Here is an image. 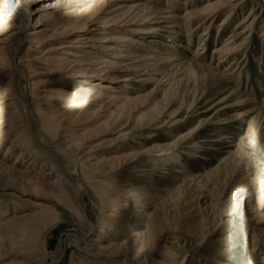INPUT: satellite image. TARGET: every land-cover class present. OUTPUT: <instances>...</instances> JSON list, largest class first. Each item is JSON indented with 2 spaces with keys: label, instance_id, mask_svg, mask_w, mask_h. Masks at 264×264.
<instances>
[{
  "label": "rangeland",
  "instance_id": "rangeland-1",
  "mask_svg": "<svg viewBox=\"0 0 264 264\" xmlns=\"http://www.w3.org/2000/svg\"><path fill=\"white\" fill-rule=\"evenodd\" d=\"M41 1L37 6L46 9L43 14L46 15L51 12L53 16L43 19L42 27L38 29L40 31H52L60 22L65 25L66 20L69 17L73 18L76 14L74 13L75 9L64 10L65 8L61 5L57 6L60 0ZM102 1L93 0L89 8L82 7L79 8V11L84 10L87 14L91 12L94 14L98 11L97 17L101 18V21L115 16L113 13H115L117 7L123 8L122 12H126L125 16H133L138 11L131 9L136 1H114L100 6ZM169 1L170 3H168ZM215 1L196 0L201 7ZM155 2L157 3L156 7L162 10H169L171 13L179 12L180 15L183 13L182 4L185 0H155ZM243 2H245L244 9L242 8L241 11L236 12L234 19L225 30L219 31V26L228 11H224L219 15L212 24L208 23L206 27L193 31L190 43L188 42V37H190L187 36L188 32H179L180 30H176L177 37L168 34L170 30L168 32L151 30L149 35H143L140 31L148 27L145 24L142 25L141 21V23L138 22L137 26L131 23L122 26L124 23H121L122 25L118 27L124 30L123 34L130 41L132 39L131 42L136 41L135 44L134 42L133 44H127L128 50L133 51L136 57H147L152 56V54L160 57L159 54L162 53L163 55L160 57L162 60H167L170 56L174 59L185 58L187 61L194 58L199 43L201 44L204 40L203 43H205L206 48L202 63L204 65L211 63L213 66H218L217 57H212L214 49L219 47L222 41L231 34L235 25L247 15L249 16L254 9L255 15L261 20L252 32H247L243 36L248 37L244 50L237 54L235 58H231L232 60L227 65H224L226 68H230L227 72L232 74L230 81L210 78L206 72L208 69L189 64L181 63V65V60L160 65L159 71H150L146 75L145 72L144 75L143 72L134 75V72L123 70L111 73L107 72L110 69L106 68V73L104 71L101 74L99 72L97 74L96 72H88L89 75L82 76L76 73L77 71L70 70V67H63L56 74L55 69L58 65H52L46 61L49 54H51L50 51L64 41L63 39L71 40L81 33H74L64 38L44 42L40 48H36V46L29 43L14 58L18 62L23 57L22 59H26L31 64L34 78L29 83H37L35 85L36 94L41 95L47 88L61 87L62 84V88L83 87L90 91L85 95L86 102L89 101V105L83 112L87 113L76 119L70 130L66 131L63 125L72 120L73 113L60 117L56 126L50 129L52 136L58 134L67 136L66 142L61 143L62 147L75 145L79 140L76 146L80 147V156H83L82 161L90 158V162L97 163L99 167L105 168V172L113 167L115 172L110 175L115 176V179L122 180L126 173L122 170L125 167L121 166V160L124 156H130L136 151L139 152L143 148L154 144H168L166 151H157L153 153V158L150 157V159L142 162L138 160L129 165L130 167L127 166V170H131L130 168L133 165H136L139 169H150L153 163L156 162L154 161L157 160L156 157L162 155L161 157L167 158V160L157 161V163L166 165L170 170L180 169L179 171H184L183 174L168 172L165 175L156 174L153 176L152 179L157 187L156 194L160 196V199L157 202L142 198L143 208L141 211L143 214L140 215L120 211L121 218L127 221L126 227L122 222L106 218L103 219L101 227L92 229L96 220L93 219L94 215L89 211L92 207L88 203L89 201L84 200V204L88 209L86 216H84L78 205H76L71 192L65 189L64 194L57 201L61 203V208L73 215L75 223H79L84 227L83 234L86 236L82 235L80 238L74 237V235L67 236V232L71 228L66 221L55 225L48 234L47 251L45 253L51 255L63 240L65 252L58 264H73L71 263L73 257H76V262H82V264H173L174 261L181 260L184 256L190 258L188 264H193V261L196 264H205L203 257L210 255V253L218 255L216 254L218 251H221L222 259L229 262V264H262L264 259V37H261V33L264 30V0H243ZM4 9L0 6V11ZM132 10L134 11L132 12ZM11 15H8L9 18L5 19L4 23H0V53L2 49L7 48L5 50V52L7 51L5 54L7 62L10 58L8 49L14 45L11 38L14 30L11 29L21 26L18 18L12 19ZM95 22L87 25L88 30L85 29L87 35L91 36L92 33L89 32L93 30L98 33L104 32L101 24ZM32 25L33 22L30 23L31 27H29L27 34L34 31ZM149 25L155 27V29L158 27L152 22ZM208 26H210L207 31L209 35L201 40L200 35ZM163 27L164 24H161V29ZM109 30L111 29H107L108 32ZM107 31L104 32L106 37L109 36ZM100 35L97 34L94 38L103 40L105 35ZM153 36L157 38L153 39L157 40L158 43L152 42L151 45L148 41L152 40L151 37ZM238 41L237 44H240L242 39ZM109 44L111 43L96 45L100 47ZM28 47L29 51L27 50ZM117 48L119 49V47ZM70 49L66 48V50ZM86 50L91 53L97 52L90 48ZM103 51H99V56L110 61L121 60L113 52L105 49ZM109 55H114L115 58H110ZM88 56L91 55L88 54ZM234 60L237 64L230 65ZM125 64H130V62L128 61ZM8 71L7 67L3 72L0 71V78L5 79L4 84L0 85V94L1 96H7L9 93H13L18 100L17 91L12 90L11 84H9L10 78L6 76ZM128 76L139 82L129 83L128 89H124L122 87L125 86L123 80ZM237 83L240 84L238 87L240 91H238L241 94L230 95L232 87L238 89ZM122 89L124 92L130 93L132 98L137 97V100L129 106L127 113L119 118H111L110 115L113 110H106L110 109L108 107L103 110L100 107L108 102L107 98L113 96L114 91L123 92ZM226 96L229 97L225 99ZM242 96H246L251 101L253 100L255 107L258 106L263 114L257 117L254 112L239 119L240 112L249 111L254 107L247 103L242 104L240 102L244 99V97L242 99ZM97 97L101 99L94 102ZM61 102L49 100L46 101L45 105L59 103L64 107L66 103ZM38 103L44 104L43 101ZM71 105H74V102H71ZM70 110H72V107ZM157 112L163 113L162 120L166 121L170 117L178 115L181 122L175 129L162 128L155 131L158 134L156 141L142 147L140 146L142 141L140 139L149 130L135 132L134 129L138 123L149 121ZM200 122L204 128L198 133L197 138L189 141L192 145L195 142H204L202 148L197 151L194 150L197 152L198 157L189 156L192 149L183 151L179 148L180 143L175 146V149L171 147L170 144L179 135L186 133ZM45 126L46 128L50 127L48 124ZM15 134V132H11L4 140L0 147V159H5L7 148L15 139ZM37 139L41 140L43 145L49 144L44 135H39ZM19 150L10 156H6V162L17 170L25 171L28 167V159L21 165L16 164ZM63 154L60 153L65 169L71 172L75 171L77 163L75 157H68ZM39 169V171H33V175L31 173L27 175L34 176L35 174V176H38V173L41 172L49 179L51 178V182L57 179V175L52 174L49 166L43 168L40 165ZM87 171L84 168V172ZM102 176H100L101 178L95 177L93 179L94 184L100 183L101 180L104 182L106 179ZM192 176L197 179L196 185L199 189L191 191L188 196V189L185 188L184 184L186 185L185 179L188 181ZM147 182V179L139 177L129 180L131 186L139 190L144 189L145 186L148 188ZM183 189L187 191H184V196L178 201L175 194ZM190 196L192 197L183 204L184 199ZM199 196L202 198H198ZM41 203H43L41 200L33 199L30 196H22L12 190H0V214L2 213L0 222H6L15 214L24 216L39 213L38 204ZM123 204L121 202L118 206L123 207ZM6 209L7 212L3 215ZM56 212H60V210H56ZM1 228L6 229L5 226H1ZM41 228H43L42 225L38 226L30 235H22L21 237L16 235L18 246H13L15 250L8 244H0V264H20L22 259L16 255L17 251L29 250L28 253L36 254V257L39 258L38 254L42 253L39 251L40 236L42 237L41 234H43ZM84 238H86L85 242ZM94 238L100 239L92 242ZM252 249H255V253L250 255L249 252ZM112 252L121 255L117 257L107 255Z\"/></svg>",
  "mask_w": 264,
  "mask_h": 264
},
{
  "label": "bare ground",
  "instance_id": "bare-ground-1",
  "mask_svg": "<svg viewBox=\"0 0 264 264\" xmlns=\"http://www.w3.org/2000/svg\"><path fill=\"white\" fill-rule=\"evenodd\" d=\"M92 1L93 0L58 1L57 6L61 5V7L65 8L64 10L75 9L74 13L76 14L73 18L69 17L66 20L67 23L65 25H63V23L61 24L60 22L57 23L54 30H47L46 32H43L38 30L40 27H42L43 19H47V17H51L53 15L51 12L47 13L46 15L43 14L46 9L44 10L43 7L37 6L38 3L42 2L41 0H0V6L5 8L4 10L0 11V23H4L3 21L9 18V14H12V19L18 18L21 23L20 27H13V29H11L14 30L11 34L14 45L10 46V48L8 49V55L10 56L9 61L7 62V59L5 58V54L7 52H5V50H7V48L2 49L0 53V71L3 72L5 67H7V69L9 70L6 76L10 78L9 84H11L12 90L15 89L17 91L19 100L18 101L17 98H15L13 93H9L7 96H1L0 94V147L2 146L4 140L9 136V134H11V132L16 133L15 139L12 140L7 148V155L5 154V159H0V190H12L22 196H30L33 199L41 200L43 202L41 204H38L39 213H34L31 215L27 214L24 216L15 214L12 218L7 219L6 222H0V244H8V246H10L14 250L15 247L13 246H18V240L16 239L17 236L21 237L22 235H30L38 226H43V228H41V233L43 234L40 233L42 237L40 236L39 242V251L42 252L38 254L40 257L37 258L36 254L28 253L29 250H24L22 252L17 251L16 255L22 259V262L20 264H58L65 252L63 240L59 243L57 249L51 255L45 252L47 251V237L50 230H52L55 225H58L63 221H66L71 228L67 232V236L70 237L74 235V237L80 238L82 235H84V227L79 223H75L73 215L69 211L61 208V203L57 201L60 200V197L62 196V194H64L65 189H68L71 192L76 205H78L81 213L84 216H86V213L88 212V209L84 204V200L89 201L88 203L92 206L89 211H91V213L94 215L93 219L95 218L94 220H96L94 221L92 229L101 227L104 221L103 219L106 218L114 219L116 220V222H122L126 227L127 221L121 218V214L119 215L120 211H126V213L129 212L133 215H140L143 214L141 211L143 208V203L141 202L142 198L154 200L157 202L160 199V196L156 194L157 187L155 185L156 183H154L152 179L153 176H155L156 174L165 175L168 174V172L176 174H183L184 172L183 170L179 171L180 169L170 170L166 167V165L157 163V161L163 162L167 160V158L161 157L162 155H158L159 157H156L157 160H154L156 162L153 163V166L150 169H139L138 167H136V165H133V167L130 168L131 170H127V166L132 165L138 160H140L139 162H142L144 160L150 159V157L153 158V153L157 151H166L169 146L168 144H154L143 149L140 148L142 149L141 151H136L130 156L125 157L123 155V159L121 158V166L123 165L125 167L122 170L126 173L124 174V176L122 175V180L115 179V176L113 177L110 175L115 172V169L113 167H111L108 172H105V168L99 167L97 163L93 164L92 162H90V158L82 161L83 156H80V147L78 148V145L76 146L79 140L75 145L72 144L68 147H62L61 143L66 142L67 136H60V134H58L57 136H52L50 129L56 126L57 120L60 117L68 116V114L73 113V116L71 117L72 120L69 123L63 125V128L66 131L70 130V127L73 126L75 120L79 119L80 117H82V115L87 113L83 112V110L86 109L89 105V101L86 102L85 95L90 91L84 89L83 87H74L73 89L67 87L62 88V84L61 87L57 86V88H47V90L41 95L36 94L35 85L37 83H29V81L34 78L33 71L31 70V64L26 59H22L23 57L18 62L14 59L17 55H19L20 52L25 49L26 45L31 43L32 46L40 48V46H42L41 44L44 42L46 43L49 41H54L59 38L70 36V34L74 33H81L78 37L71 40H65L66 38L63 39L64 41L59 43L56 47L52 48V51H50L51 54H49L46 61H48V63L52 65H58L55 69L56 74L59 73V70H61L63 67H70V70H75L77 71L76 73L82 76H84L85 74L89 75L88 72H96V74L99 72V74H101V72H105L106 68H109L110 71L107 72L111 73L120 72V70H123L132 73L134 72V75L142 72L144 75L145 72L146 75L149 74L150 71H159L160 65L181 60L180 64L182 63L195 65L202 69H208L207 71H205L209 74L210 78L230 81V76H232V74L227 73L230 68H226L224 65H227L233 58L237 56V54L244 50V46L246 45L248 37L243 36L247 32H252L254 27L261 20L258 16L255 15V10L253 9L249 16L247 15L240 22H238L237 25H235L231 34L222 41L220 46L214 49L212 57H217L218 66H213L211 63L204 65L202 63V57L205 54L206 48L205 43H203L204 40L201 44L199 43L197 53L194 55V58L187 61L185 58L174 59V57L170 58V56L167 60H162V58H160L163 55L161 52V54H159V56L161 55L160 57L153 56V54L152 56L150 55L147 57H136L135 53H133V51L131 50L129 51L127 47L128 43L133 44L134 41L131 42L132 39L130 41L128 37L123 34L124 30L118 27L122 25L121 23H124L122 26H125L128 23H131L132 25L135 24V26H137L138 22H142V25L145 24L148 27L140 31L143 35H149V32H151V30L155 32H168L170 30L168 34L174 35L176 37L178 35L176 30H180L179 32H188L187 36H190L188 37V42L190 43L192 40L191 35L193 34V31L206 27L208 23L212 24L219 15H221L224 11H228V14L222 19L219 26V31L222 32L223 29L225 30L229 23L234 19L236 12L245 6V2H243V0H216L215 2H209L207 3V5L202 7L201 5H199V3L197 4L196 0H185V2L182 4V15H180L179 12L171 13L169 10H162L160 8H157V3L155 2V0H103L100 6L105 5L106 3H112L114 1H136L131 9L138 10L137 13H135V15L133 16H125L126 12H122L123 8L117 7L115 13H113L114 11L112 12L113 14H115V16L105 21H101V18L97 17L98 11H96L94 14L92 12L90 14H87V12L84 10L79 11V8L82 7L89 8ZM168 3H170V1ZM133 11L134 10H132V12ZM94 21H96L95 23L97 24H101L104 32L105 30L107 31V29H111L109 30V32L107 31V34L110 37H106L104 32L98 33L94 30L90 32L87 31L89 33H92L91 36L87 35L85 29H87L86 27L88 24ZM31 22H33L32 28L34 29V31H31L29 34H27V32L29 31V27H31ZM151 22L152 24H156L158 27H156L155 29V27L150 26L149 24ZM161 24H164L163 29H161ZM57 26L60 27L57 28ZM112 27L114 28L112 29ZM209 28L210 26H208V28L200 35L201 40L202 38L208 37L209 33L207 31L209 30ZM116 30L118 31L115 32V35L113 31ZM97 34H101L100 36L105 35V37L103 38V40H97L96 38H94L97 36ZM261 34V37H264V30ZM151 38L152 40L148 41L149 44L151 43L152 45V42L158 43L157 40L153 39L156 37L153 36ZM239 39L240 41L242 39V41L240 42V44H237V41ZM94 43H96L97 45L99 43L111 44L105 46H102V44L100 47H97V45ZM135 43L136 41L134 42V44ZM117 47H119V49ZM66 48L72 49L66 50ZM89 48L92 50H96L97 52H88L86 49ZM104 49L106 51L108 50L110 52H113L114 55H118V58H120L121 60L110 61L103 58L102 56H99V51H103ZM27 50L29 51V47ZM88 54H90L91 56L89 57ZM114 55L109 56L110 58H115L113 57ZM128 61L130 62V64H125L128 63ZM232 64H237L236 60L232 61L230 65ZM236 70H238V68H236ZM4 82L5 79L0 78V85L4 84ZM123 82H125V86L122 87L124 89H128L130 85L129 83L139 81L135 80L131 76H128L123 80ZM239 85V83L236 84L237 88L239 87ZM31 86L33 87L31 88ZM239 89L240 88L236 89L232 87L230 90V95L241 94L239 93ZM113 93L114 95L108 97V102L106 104H103L100 109L104 110L106 107H108L110 109L106 110H113L110 115L111 118H119L128 112L129 106L133 103V101L137 100V97L132 98L130 96V93L126 91L124 92V90L123 92L118 90L114 91ZM229 96H226L225 99H227ZM100 99V97H97L94 102ZM242 99L243 100L240 101L242 104L247 103L250 106L254 107L249 111L240 112V114L238 115L239 119L243 118L242 116L244 115L248 116L249 114H252L254 112L255 114H257V117H260L263 114V112L260 111L261 109L259 110L258 106L255 107V103L253 100L251 101L247 99L246 96H242ZM49 100H54L56 102L62 101L66 103V105L64 104V107L59 103H50L45 105L46 101ZM40 101H43L44 104H39L38 102ZM71 102H74V105H71ZM71 107L72 110H70ZM162 119L163 113L157 112L150 118L149 121L145 123H138L136 125L134 129L135 132L140 130H149V132L142 135L140 139L142 140L140 146L144 147L146 144L156 141L158 134H156L155 131L161 130L162 128L175 129L181 122L178 118V115H174L166 121ZM46 124H48L50 127L46 128ZM203 128L204 126L200 122L197 126L191 128L186 133L179 135L176 140H174L173 143L170 144L171 147L175 149V146L180 143V149H182L183 151L192 149V152L189 151V156L198 157L196 151L203 147L202 144L204 142L199 141L195 142V144L192 145L191 143H189V141L191 139L197 138L198 133ZM39 135H44L45 138L48 139L49 144L43 145L41 140L37 139ZM58 142L59 144H57ZM75 147H77V149H75ZM18 150L19 154L16 158V164L21 165L27 159V161H29L28 167L25 171L17 170L12 166H9L6 162V156H10ZM60 153H64L63 155L68 157H75V160L77 162L75 171L71 172L65 169V166H63L62 164ZM77 157L79 158L77 159ZM40 165H42L43 168H45V166H49L52 174L57 175V179L51 182V178L49 179L47 176H45V174L41 172L38 173V176H35V174L34 176L27 175L29 173L33 175V171H39L41 169H39ZM84 168L88 171L84 172ZM100 176L104 177V179L106 180L104 181L103 179L104 182H102L101 180L100 183L94 184L93 179ZM136 177L147 179L149 189L146 188V186L141 190L133 188L129 183V180ZM57 180H59V182H57ZM196 181L197 179L194 176H192V178H190V180L188 181H186L185 179L186 185L184 184V186L186 189H188V196L191 191L199 189V187L196 185ZM186 189H183L182 191L179 190L177 193L175 192V196L178 197V201L182 199V196H184V191ZM191 197L192 196L186 197L182 203L184 204ZM198 198L202 197L199 196ZM164 201H162V203H164ZM121 202L124 203L123 207L118 206ZM56 210H60V212H56ZM6 212L7 209L6 211H4L3 215ZM1 215L2 213L0 214V216ZM1 226H5L6 229L3 230ZM85 239L86 238H84V242L86 241ZM99 239L100 238H94L92 239V242L98 241ZM249 253L250 255H253L255 253V249H252ZM216 254L218 255H212L211 253L210 255H205L203 257L204 261L206 262L205 264H229V262L222 259L221 251L216 252ZM107 255L110 257H117L121 254L112 252L108 253ZM189 261L190 258H186L184 256L183 259L176 260V262L174 261L173 264H188ZM71 263L82 264V262H76V257H73L71 259ZM193 264L196 263L193 261ZM262 264H264V259L262 261Z\"/></svg>",
  "mask_w": 264,
  "mask_h": 264
}]
</instances>
